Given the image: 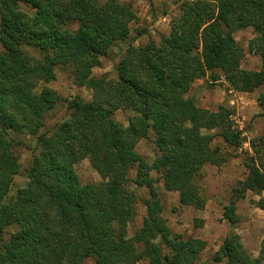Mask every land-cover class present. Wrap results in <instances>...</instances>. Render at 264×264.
<instances>
[{
    "label": "trees",
    "instance_id": "1",
    "mask_svg": "<svg viewBox=\"0 0 264 264\" xmlns=\"http://www.w3.org/2000/svg\"><path fill=\"white\" fill-rule=\"evenodd\" d=\"M178 8L168 34L135 45L136 13L121 0H0V264H264V232L257 256L230 231L211 261L201 260L206 242L171 232L153 178L177 192L180 205L205 207L201 169L223 165L226 148H240L244 138L231 108L200 107L188 92L207 75L233 91L264 90V0H181ZM248 27L257 70L241 67L245 50L234 37ZM119 42L116 78L95 76ZM58 67L91 98H63L47 86ZM258 101L264 109V92ZM60 103L66 116L44 129ZM117 110L130 112L126 124L114 118ZM14 134L32 137L35 147L26 184L9 196L22 145ZM150 134L156 156L148 162L136 146ZM248 142L247 175L223 207L229 224L249 191L264 210V135ZM84 159L99 182L80 180L75 165ZM139 189L146 213L129 237Z\"/></svg>",
    "mask_w": 264,
    "mask_h": 264
},
{
    "label": "rangeland",
    "instance_id": "2",
    "mask_svg": "<svg viewBox=\"0 0 264 264\" xmlns=\"http://www.w3.org/2000/svg\"><path fill=\"white\" fill-rule=\"evenodd\" d=\"M121 1L131 4L136 13V19L130 23V38L137 45L147 42L150 38L158 40L160 34H168L170 19L178 15V3L181 0ZM139 31H141V34H138ZM253 36L254 32L250 27L234 33L236 41L245 50L241 67L249 70H257L261 66L259 56L249 52L248 49V43ZM124 47V42H119L113 46L108 54L102 57L101 65L93 69V74L115 79L116 71L114 66L122 55ZM46 85L63 98L70 99L76 95L86 100L91 98V91L86 87L77 86L70 70L64 67H58L55 79ZM263 92L262 88L250 93L233 91L228 88L222 78L213 81L208 75L203 79L194 81L192 84L188 96L192 97L198 106L216 110L218 106L225 105L233 110V119L244 138L240 148H226L230 156L223 165H206L201 169L200 184L206 195V204L202 210L180 205L178 193L164 190L158 175L153 174V178L157 180V190L163 207L162 216L165 218L171 232L184 238L194 237L206 242V246L200 254L201 260L210 262L223 238L230 231H234L240 236L241 243L252 256L258 255L264 232V210L255 205L260 196L249 191L244 199L236 201L238 222L235 224L226 222L222 218V212L223 207L231 197V189L236 181L243 179L247 175L245 162L251 155L248 141L264 135V109L258 101L259 94ZM129 115L130 112L127 110H117L114 113V118L126 124ZM65 116V104L60 103L46 117L44 129L51 128ZM211 133H214V131H211ZM14 136L19 138L22 145L15 150L19 163V172L13 179L9 196L26 184V172L35 147V141L32 137L25 134H14ZM214 142L222 146L219 138H216ZM136 151L148 162L154 159L156 149L152 143V134L138 143ZM75 170L83 183H96L101 180L100 175L90 165L88 159L78 162L75 165ZM138 194L140 198L135 203V217L129 222L127 228L129 237L141 227L146 213V208L142 203V198L147 196L146 190L139 189ZM10 231H13V227L7 229V232ZM84 264L95 263L89 258ZM139 264H148V262L141 260ZM212 264H224V261Z\"/></svg>",
    "mask_w": 264,
    "mask_h": 264
}]
</instances>
